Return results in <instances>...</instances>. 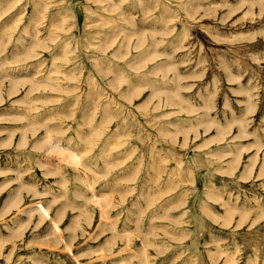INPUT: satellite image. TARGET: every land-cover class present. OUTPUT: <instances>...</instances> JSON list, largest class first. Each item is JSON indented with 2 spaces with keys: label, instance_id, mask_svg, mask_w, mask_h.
<instances>
[{
  "label": "rangeland",
  "instance_id": "374dc122",
  "mask_svg": "<svg viewBox=\"0 0 264 264\" xmlns=\"http://www.w3.org/2000/svg\"><path fill=\"white\" fill-rule=\"evenodd\" d=\"M45 1L34 37V0H0V264H264V0ZM46 129L106 212L40 164Z\"/></svg>",
  "mask_w": 264,
  "mask_h": 264
},
{
  "label": "bare ground",
  "instance_id": "6f19581e",
  "mask_svg": "<svg viewBox=\"0 0 264 264\" xmlns=\"http://www.w3.org/2000/svg\"><path fill=\"white\" fill-rule=\"evenodd\" d=\"M110 7L111 6H114L115 5V2H113V0H110ZM42 6H45V8L47 9V7H48V5H47V2L45 1V0H34V2H33V11H32V18H31V22L33 23V25L31 26V32L33 31V32H35L33 35H34V37H37V32H38V28H39V21L44 17V11H45V8H43ZM113 9V8H112ZM111 9V10H112ZM108 11H110L109 9H108ZM130 15V14H129ZM201 15V14H200ZM199 16V15H198ZM146 18V17H145ZM168 22V21H167ZM155 24V23H154ZM64 27V26H63ZM118 28H120V27H118ZM64 29V28H63ZM171 30V29H170ZM31 34V35H32ZM112 36V35H111ZM118 36H119V34H118ZM113 37H115V36H113ZM117 38V37H116ZM109 39H110V37H109ZM37 41V40H36ZM39 41V40H38ZM34 42V41H33ZM32 42V43H33ZM104 42V41H103ZM110 42H112V41H110ZM109 42V43H110ZM21 43H23L22 41H21ZM34 43H37V42H34ZM34 43H33V45H34ZM40 43V41L38 42V44ZM106 43V42H105ZM128 43H129V38H127V35H126V41H125V46H126V44L128 45ZM25 44V43H24ZM104 44V43H103ZM29 45V44H28ZM107 45H110V44H107ZM106 44H105V47H108ZM114 45V44H113ZM113 45H111V46H113ZM185 45V44H184ZM21 47V46H20ZM29 47V46H28ZM31 47H33V46H31ZM110 47V46H109ZM34 48V47H33ZM103 48V47H102ZM19 48H17L16 49V51L18 50ZM117 49V48H116ZM115 49V50H116ZM30 48L29 49H26V50H23L24 52H25V54L26 55H29L28 53H30ZM103 50H104V48H103ZM34 51V50H33ZM123 51V50H122ZM20 52H21V50H20ZM19 51L16 53L17 55H15V57L16 56H18L19 57V55H18V53H20ZM127 52V51H126ZM114 53V52H113ZM120 53V52H119ZM154 54L155 53V50L153 51V52H151V51H149V50H147V54ZM32 54H33V52H32ZM35 54V53H34ZM122 54V53H121ZM20 55H21V53H20ZM37 55V54H36ZM21 56H23V55H21ZM30 56V55H29ZM28 56V57H29ZM122 57V56H121ZM22 58V57H21ZM24 58V57H23ZM27 58V57H26ZM25 58V59H26ZM64 58V57H63ZM17 59V58H16ZM66 59H67V57H66ZM145 59V58H144ZM4 60V59H3ZM15 60V59H14ZM20 60V59H19ZM21 60H23V59H21ZM8 61V60H7ZM7 61H4V63H6ZM16 61V60H15ZM14 61V62H15ZM134 61H135V59H134ZM140 61H142V58L140 59ZM9 62V61H8ZM137 62H139V60L137 61ZM144 62V61H143ZM141 63V62H140ZM4 68H6V67H4ZM166 68H169V66H167L166 65ZM3 69V68H2ZM57 73V72H56ZM71 73V72H70ZM232 73V72H231ZM20 74V73H19ZM4 76H6V77H8V76H10V85H11V89H14V90H16L17 91V89H18V84L23 80V78H22V76H19V75H16V76H14V75H10L9 73H6L5 72V74H4ZM34 76V75H33ZM24 78H26V77H24ZM29 78V81H30V83H31V88L35 85V83H36V78L35 77H32V75H31V77H28ZM28 80V79H27ZM46 82H48L52 87H54V88H56L58 85H57V83L56 82H53V81H50V80H45ZM37 83H39V82H37ZM241 86V85H240ZM242 87V86H241ZM9 88V87H8ZM30 88V89H31ZM165 89H168V88H166V87H160V88H155V90L154 91H158L159 93L161 92V91H164ZM170 89V88H169ZM32 90H33V88H32ZM171 90H175V89H171ZM170 90V91H171ZM167 92H170V91H168V90H166ZM176 92V91H175ZM13 93H15V91L13 92ZM248 93V92H247ZM250 93V92H249ZM255 93V92H254ZM253 93V94H254ZM124 94L127 96V91L126 92H124ZM179 94V93H178ZM169 95V94H168ZM174 95V94H173ZM180 96V95H179ZM181 97V96H180ZM183 98V97H182ZM186 98V97H185ZM92 101H94V100H92ZM96 102V101H95ZM188 102V101H187ZM193 102V101H192ZM191 103V102H190ZM204 103H206V102H204ZM158 104V103H157ZM95 105V104H94ZM196 105V104H195ZM256 105V104H255ZM86 107V106H85ZM95 107V106H94ZM211 107V106H210ZM33 108H35L33 105H32V103H31V100L30 101H27V104L24 106V108H23V110L22 111H19L17 114H19V115H21L22 116V118H26V119H28V125L27 126H30L32 129H33V132L35 133L36 132V130H37V125H38V123H37V121L33 118V117H31V115H30V111L33 109ZM96 108V107H95ZM107 108V107H106ZM208 108V107H207ZM93 109V108H92ZM90 110L89 112H86V114H85V119H86V123L87 124H89V125H91V123H92V121H93V119L95 118L94 117V112H93V110ZM34 110V109H33ZM95 110V109H94ZM108 111H109V108H108ZM85 112V111H84ZM212 114V113H211ZM110 116V115H109ZM111 117V116H110ZM249 117V116H248ZM232 118V117H231ZM246 119V118H245ZM248 119V118H247ZM202 120H204V119H202ZM213 120V119H212ZM208 121V120H207ZM243 122V121H242ZM209 124V123H208ZM57 125V124H56ZM221 125V124H220ZM211 126V125H210ZM119 128H120V126H118ZM212 127V126H211ZM118 128V129H119ZM127 128V127H126ZM125 128V129H126ZM183 129V128H182ZM248 129V128H247ZM120 130V129H119ZM119 130H118V132H119ZM241 130H242V128H241ZM220 131V130H219ZM256 131V130H255ZM219 133V132H218ZM235 133V132H234ZM61 134H63V133H61ZM118 134V133H117ZM243 134V133H242ZM249 135V134H248ZM247 135V136H248ZM111 137V136H110ZM260 138V137H259ZM27 139H28V136H27V129L24 127L23 129H22V131H21V136H20V143L21 144H23V143H25V142H27ZM111 139V138H110ZM72 143V142H71ZM71 143L69 144V143H67V142H64V139L63 138H61V137H59V136H54V135H52V133H51V129H46V131H45V133H44V135H42L41 137H39V138H37L36 139V142H35V144H34V147H36V148H43L44 149V151H45V154H44V158L42 159V160H40V164L42 165V166H45L46 168H47V173L48 172H50V173H62L61 172V167L64 165V163L65 162H71L73 165H74V168L75 169H77V171H75V174L77 175V178H79L81 181H82V183L85 185V186H87L86 188L88 189V191L89 192H83V191H80V190H78L77 189V192H76V194L77 195H81V196H83L86 200H93L96 204H98L100 207H101V210L102 211H104V212H106V205L109 203V199L106 197V196H104L103 194L102 195H100V194H98L96 191H95V189H94V186H93V183H94V180H91L90 179V177H89V175L86 173V172H81L76 166L77 165H83L84 167H86V168H88V169H90V170H92V172H96V170L92 167V166H89L88 164H86L84 161H83V159H82V156L80 155V153H78L77 151H76V149L73 147V146H71ZM112 147V143H111V141L110 142H108V144H107V146L105 147V149H104V151H103V154L104 153H106V156H105V158L107 159V161H108V163H110V160H108L109 159V157H108V155H107V153L109 152L108 150L110 149ZM110 155V154H109ZM256 158V157H255ZM238 159H239V155H236V157L234 158V160L236 161V162H238ZM255 160V159H254ZM76 165V166H75ZM110 165V164H109ZM233 165V164H232ZM253 165H254V162L253 163H249L248 165H247V169H250V171H251V168L253 167ZM80 168V167H79ZM87 170V169H86ZM249 171V172H250ZM97 173V172H96ZM65 180H66V178L64 177V175H63V179L61 180L62 181V183L65 185ZM49 190V189H48ZM62 190V189H61ZM52 193H54V192H52ZM55 195V194H54ZM54 197V196H53ZM16 198V197H15ZM55 198H58V195H55V197L54 198H52V199H55ZM230 204V203H229ZM9 206V205H8ZM113 226V225H112ZM113 228H114V226H113ZM112 228V229H113ZM116 230V229H115ZM146 231V230H145ZM144 231V232H145ZM147 234H148V232H147ZM145 246V245H144ZM143 261H144V263L145 264H148V262H149V260H148V257H147V255H145V251H144V253H143ZM232 260L234 261V259L232 258Z\"/></svg>",
  "mask_w": 264,
  "mask_h": 264
}]
</instances>
